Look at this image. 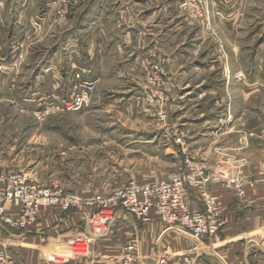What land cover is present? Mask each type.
<instances>
[{"label":"rangeland","instance_id":"rangeland-1","mask_svg":"<svg viewBox=\"0 0 264 264\" xmlns=\"http://www.w3.org/2000/svg\"><path fill=\"white\" fill-rule=\"evenodd\" d=\"M176 1L0 0V57L10 62L21 43L26 54L0 72V173L108 200L131 181L178 172L185 142L196 161L240 178L237 197L264 186V0H208L202 22L200 0L186 1L192 17ZM151 49L166 79L160 87L143 76L154 66L139 54ZM85 82L96 86L87 107L40 114L49 98L60 103Z\"/></svg>","mask_w":264,"mask_h":264},{"label":"built area","instance_id":"built-area-1","mask_svg":"<svg viewBox=\"0 0 264 264\" xmlns=\"http://www.w3.org/2000/svg\"><path fill=\"white\" fill-rule=\"evenodd\" d=\"M184 3L178 1L181 11L186 12L188 17H192L190 10L195 7L192 2ZM221 2L222 0H213ZM208 0H200L197 8V22L208 20L210 9ZM32 29L35 35L43 33V21L36 19ZM31 37H24L26 41ZM21 43L18 49L13 51L11 61L4 62L0 57V72L11 67L21 66L25 61V48ZM153 64V68L145 69L149 78H154V86L160 87L161 82H166L162 75V70L158 64ZM96 89L94 82H85L70 90V96L63 98L60 103H53L51 98L47 101L40 112L42 116H47L56 112L57 108L63 112H78L87 107L91 96ZM50 94V93H48ZM46 97V95H43ZM51 97V95H47ZM45 101V100H41ZM182 155L184 157L182 167L171 177L158 181L139 183L131 181L125 188L115 191L111 198L102 200L101 197L91 201L77 193H64L55 188L42 186L22 171L10 174L0 173V185L3 186V193L0 194V201L13 204L20 208V217L13 219L6 215L4 208H0V220L13 230H25L35 224L37 215L41 208H60L63 212L77 209L81 206L95 207V211L85 218L88 236L86 241L92 246L96 238H105L110 232V224L118 219L113 212V218L102 219V212L111 211L114 208L133 216L140 222L149 223L151 212L155 211L157 218L166 226L167 231L174 230L178 234L185 236L195 243V248L188 251L182 257L181 264H207L203 256L211 245H221V231L226 225L225 215L219 198L212 193L213 186L223 185L230 191H235L238 195H244L243 183L238 176H229L221 165L217 170L209 172L208 166L194 159L189 153V148L185 142H181ZM196 193V199L201 203L200 209H193L190 204V194ZM100 208L101 212L97 209ZM100 213V215H97ZM108 224V225H107ZM108 226V227H107ZM103 228V229H102ZM89 229V230H88ZM95 230H101L102 234L96 235ZM105 231V232H103ZM92 232V233H91ZM105 233V234H104ZM104 234V235H103ZM207 243H210L209 248ZM108 264H139L138 249L134 244H129L123 248L119 258H109ZM0 264H18L5 247H0ZM101 264V263H96ZM158 264H167V259L162 257Z\"/></svg>","mask_w":264,"mask_h":264},{"label":"crops","instance_id":"crops-1","mask_svg":"<svg viewBox=\"0 0 264 264\" xmlns=\"http://www.w3.org/2000/svg\"><path fill=\"white\" fill-rule=\"evenodd\" d=\"M172 5L176 10L179 8L177 1ZM117 16L129 30L130 20L125 11ZM135 31L145 37L146 31ZM4 35L0 32V50L5 47ZM129 35V32L122 34V43L129 40ZM147 41L149 43L150 39ZM127 53L130 54V51ZM139 56L142 60L154 63L152 49L144 50ZM97 65H101V62ZM143 72V76H146V71ZM165 73L167 74L166 71ZM99 76H103L102 65ZM207 165L209 172L217 170V165L212 166L210 162ZM244 174H251L250 170H245ZM3 190L0 185V194ZM211 191L221 201L226 225L221 231L222 244H212L209 248L210 243H207L209 249L203 259L207 264H264V186L260 183L253 189L247 188L243 198L237 197L223 185L213 186ZM189 200L193 209L201 208L196 193L190 194ZM1 207L11 218L20 217V208L17 206L0 201ZM94 211L95 207L87 206L68 212H63L58 207H44L37 215L35 224L18 231L0 220V247H5L18 264H108L109 258H119L123 248L129 244L137 246L139 264H158L162 257L167 259V264H181L182 257L195 248L193 240L174 230L167 231L155 211L151 212L152 220L143 223L115 208L101 214L102 219L109 218L108 222L113 218V212L118 217L110 224L108 236L97 237V241L90 246L86 241L88 231L85 230V218ZM95 231L96 235L102 234L101 230Z\"/></svg>","mask_w":264,"mask_h":264}]
</instances>
